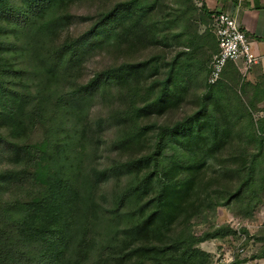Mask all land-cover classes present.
I'll list each match as a JSON object with an SVG mask.
<instances>
[{"label": "rangeland", "instance_id": "374dc122", "mask_svg": "<svg viewBox=\"0 0 264 264\" xmlns=\"http://www.w3.org/2000/svg\"><path fill=\"white\" fill-rule=\"evenodd\" d=\"M125 1L76 0L70 9L75 20L61 38L39 44V27L33 22V14L18 0H11L13 14L21 11L27 16L25 23L30 24V30L13 19L0 23V40L5 44L4 55V48L0 49V94L19 108L8 112L0 122V200L13 204L16 213V204L34 198L39 185L29 191L20 184L27 171H39V164L32 161V152L44 145L50 149L62 139L80 146L86 172L93 168L106 170L133 158L134 153L114 146L122 135L123 126L119 124L123 114L131 105L142 106L154 99L173 69L171 86L183 90L180 104L162 116L140 121V126L173 127L185 122L200 113L206 95L213 91L208 103L215 117L213 128L229 130L227 145L214 151V158L207 160L208 167L204 169L202 184L209 190L211 201L183 232L203 240L196 248L206 254L208 264H264V74L254 67L247 69L243 62L233 63L218 85L210 89L208 77L218 48L213 17L203 11L201 0L159 1L148 17L158 36L157 45L147 49L141 46L137 38L143 28L123 11L107 35L83 45L74 60L60 69V83L58 79L49 83L46 70H39V56L73 42ZM140 3L141 8L147 6L146 0ZM142 14L138 11L135 19ZM35 44L36 49L31 51ZM23 45L32 47L21 49ZM132 45L134 49L130 50ZM143 61H152L144 75L147 81L138 83L133 79L130 84L121 83L113 92L96 90L87 94L81 120L66 111L67 99L99 73ZM6 90L15 91L20 97L17 99ZM206 130L208 134L213 131ZM155 136L148 134L144 146L147 151L154 147ZM187 156L183 149L171 145L165 150L163 164L172 157L186 162ZM237 170L244 173L239 176ZM132 183L128 176L112 177L96 190L98 203L111 208ZM241 188L242 195L228 202V194ZM221 228L225 229L223 235L207 237Z\"/></svg>", "mask_w": 264, "mask_h": 264}, {"label": "trees", "instance_id": "16d2710c", "mask_svg": "<svg viewBox=\"0 0 264 264\" xmlns=\"http://www.w3.org/2000/svg\"><path fill=\"white\" fill-rule=\"evenodd\" d=\"M75 1L18 0L34 16L33 22L39 27L36 34L39 44L61 38L75 20L70 11ZM159 1L146 0L147 6L142 8L140 0L119 4L73 42L64 43L54 53L39 56V70H46L49 83L57 79L60 83V69L74 60L92 39L107 35L123 11L143 28L137 38L140 45L145 49L157 45L158 36L154 25L148 23V17ZM11 3V0H0V23L13 19L28 27L27 16L21 11L13 14ZM138 11L143 14L135 19ZM203 11L213 17L214 23L216 15L213 16L205 5ZM215 40L219 51L217 36ZM133 46H129L130 50ZM31 47L23 45L21 49ZM36 47L37 44L31 51ZM2 48L4 55L5 44L0 40ZM150 64L152 61L123 64L99 73L67 99L66 111L81 120L87 94L96 90L113 92L121 83L130 84L133 79L143 83L147 81L144 75L149 72ZM230 64L233 62L227 65L223 75ZM172 73L173 69L154 99L142 106L131 105L123 114V122L119 124L123 126L122 135L114 146L117 150L134 153L129 161L106 170L93 168L86 172L81 163L80 146L70 144L67 139L57 141L50 149L44 145L33 150L32 161L39 164V171H27L21 176L20 184L29 191L39 185V193L26 203L16 204L19 206L16 213L13 204L0 200V264H208L206 254L196 248L203 240L183 231L204 210L206 202L211 201L209 190L202 184L204 169L208 167L207 160L214 158V151L227 145L229 130L219 126L213 128L215 117L208 105L213 91L206 95L200 113L185 122L173 127L140 126V121L162 116L180 104L183 90L171 86ZM140 77L142 80H138ZM209 87L215 88L214 85ZM5 92L17 99L20 97L15 91ZM7 99L0 94V122L8 112L19 111L18 105ZM208 128L213 129L209 134ZM149 133H155L156 142L147 151L144 146ZM261 142L264 143V138ZM171 145L183 149L188 160L182 162L172 157L163 164L165 150ZM236 173L241 176L244 171ZM114 176H128L133 183L111 208H105L98 203L96 190ZM228 195V202L238 199L242 188ZM224 232L221 228L207 237L216 238Z\"/></svg>", "mask_w": 264, "mask_h": 264}, {"label": "built area", "instance_id": "2783aa9c", "mask_svg": "<svg viewBox=\"0 0 264 264\" xmlns=\"http://www.w3.org/2000/svg\"><path fill=\"white\" fill-rule=\"evenodd\" d=\"M214 32L218 39V54L212 62L208 77L209 85H216L231 62H243L247 69L259 63L250 36L228 14L214 16Z\"/></svg>", "mask_w": 264, "mask_h": 264}, {"label": "crops", "instance_id": "0c3cea01", "mask_svg": "<svg viewBox=\"0 0 264 264\" xmlns=\"http://www.w3.org/2000/svg\"><path fill=\"white\" fill-rule=\"evenodd\" d=\"M214 15L228 14L250 36L259 63L254 68L264 72V0H201Z\"/></svg>", "mask_w": 264, "mask_h": 264}]
</instances>
